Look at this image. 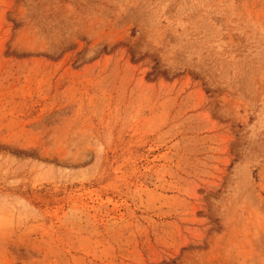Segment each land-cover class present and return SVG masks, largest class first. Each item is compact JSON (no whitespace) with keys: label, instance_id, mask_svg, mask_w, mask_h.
<instances>
[{"label":"rangeland","instance_id":"374dc122","mask_svg":"<svg viewBox=\"0 0 264 264\" xmlns=\"http://www.w3.org/2000/svg\"><path fill=\"white\" fill-rule=\"evenodd\" d=\"M0 264H264V0H0Z\"/></svg>","mask_w":264,"mask_h":264}]
</instances>
